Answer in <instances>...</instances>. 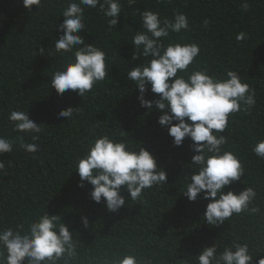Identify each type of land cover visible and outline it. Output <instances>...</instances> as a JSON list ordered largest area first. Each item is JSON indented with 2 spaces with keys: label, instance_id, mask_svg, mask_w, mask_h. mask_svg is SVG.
<instances>
[{
  "label": "trees",
  "instance_id": "1",
  "mask_svg": "<svg viewBox=\"0 0 264 264\" xmlns=\"http://www.w3.org/2000/svg\"><path fill=\"white\" fill-rule=\"evenodd\" d=\"M70 2L43 0L42 7L28 10L22 0H0V136L15 141L12 153L0 154L5 163L0 170V229L21 223L27 227L28 221L46 212L59 215L73 233L78 253L69 264H103L106 258L127 254H136L141 264L145 257L153 264H197L195 256L215 243L218 251L247 243L253 258L264 252V158L252 151L264 140V0H136L133 5L119 0L122 12L111 29L109 18L98 9H85L86 28L80 34L85 44L94 43L104 51L108 77L82 98L72 90L57 95L50 85L51 75L71 56L48 55L62 35L56 26L63 22L62 12ZM145 9L159 12L161 20L173 19L175 13L188 17L190 30L170 32L164 43L199 45L200 54L189 72L208 69L210 75L227 78L228 71H235L255 90V105L231 114L222 134L227 137L223 147L234 152L245 169L225 191L254 188L252 207L260 212H243L221 225H207L202 214L209 201L202 199L203 193L196 201L183 195L184 177L193 174L190 165L197 154L190 148L192 141L185 138L182 146H174L167 128L157 122L161 113L141 107L139 90L127 79V71L143 62L132 60L131 42L135 31L144 30L140 18ZM241 32L245 39L238 41ZM158 98L151 91L145 94L147 100ZM67 107L80 111L69 120L59 117ZM12 111L28 112L40 124L38 140L14 130L8 119ZM120 131L127 134L122 139L129 146L152 153L167 176L166 184L146 189L135 201L122 187L125 206L111 213L90 198V183L78 186L75 170L98 136L119 138ZM17 137L38 144L39 150L24 151ZM83 216L89 220L88 228L82 225Z\"/></svg>",
  "mask_w": 264,
  "mask_h": 264
},
{
  "label": "clouds",
  "instance_id": "2",
  "mask_svg": "<svg viewBox=\"0 0 264 264\" xmlns=\"http://www.w3.org/2000/svg\"><path fill=\"white\" fill-rule=\"evenodd\" d=\"M42 2L22 0V5L28 10L33 6L39 9ZM128 2L133 5L136 0ZM243 7L247 9L248 4ZM85 9H98L109 18L110 29L116 27L122 12L119 0H71L63 10V22L56 26L62 35L48 49V55L54 58L57 54L71 53L69 62L51 75V88L60 96L72 90L82 98L108 74L104 51L94 43L85 44L80 34L86 28ZM140 20L144 30L134 32L132 60L143 58V62L127 71V79L134 89L139 90L140 106L148 112L155 109L161 113L157 122L167 128L174 146H182L185 138L192 141L190 148L197 154L192 156L190 165L193 174L184 177L187 188L183 195L189 201H196L203 193L202 199L209 201L202 214L207 225H221L243 212H260L259 207H252L257 196L254 188L225 191L226 186L244 176L245 169L239 157L223 147L227 137L222 134L229 126L231 114L247 111L255 105V90L243 83L235 71H228L227 78H218L215 72L210 75L208 69L189 72L190 65L200 54L199 45L164 43L170 32L190 30L184 13H175L173 19L161 20L159 12L145 9ZM208 23L205 19L204 26L207 27ZM236 39H245V33H239ZM39 53L44 55L45 49L41 48ZM148 91L158 94L159 98L145 99ZM79 111L80 108L67 107L58 116L69 120ZM8 119L16 132L30 135L33 141L39 139L40 124L31 120L28 112L12 111ZM125 135L120 131L119 138L107 134L98 136L78 160L75 170L80 179L78 186L82 188L85 182L90 183V198L103 203L111 213L125 206L122 187L130 200L135 201L146 189L166 184L167 174L158 167L156 157L144 147L134 149L129 146L122 139ZM17 139L21 140L19 146L24 151L35 153L39 150L38 144L24 143L23 137ZM14 144L15 141L0 136V154L12 153ZM252 151L264 158V140L259 141ZM4 168L5 163L0 161V170ZM81 221L84 228L89 227L86 216L81 217ZM261 253L264 252L253 258L249 245L238 242L218 251L215 243L205 246L195 259L197 264H264ZM77 256L73 233L59 215L46 212L28 221L27 227L21 223L0 229V264H58L61 260L69 264ZM103 264H141V260L136 254H127L111 260L106 258ZM143 264H153V260L145 257Z\"/></svg>",
  "mask_w": 264,
  "mask_h": 264
}]
</instances>
